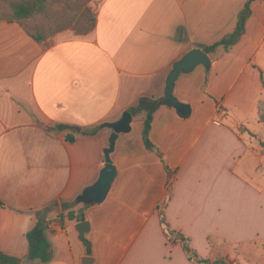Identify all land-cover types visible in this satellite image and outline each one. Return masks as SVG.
<instances>
[{"label":"crops","instance_id":"0c3cea01","mask_svg":"<svg viewBox=\"0 0 264 264\" xmlns=\"http://www.w3.org/2000/svg\"><path fill=\"white\" fill-rule=\"evenodd\" d=\"M247 1L100 0L91 31L42 41L18 22L0 21V250L25 256L37 223L31 211L44 210L52 259L22 264H83L80 221L62 216V203L106 164L112 130L100 125L162 96L174 63L231 33ZM251 7L241 41L209 53L210 68L199 65L176 82L174 94L191 113L162 105L153 114L151 140L173 171L166 217L174 237L159 209L168 173L145 146L142 110L111 155L117 176L106 200L72 207L91 222L93 264H200L184 238L203 257L233 264L246 240L260 239L258 230L245 238V220L259 223L264 201V146L245 132L264 96V0ZM56 124L99 130L75 133L71 143V130L48 128Z\"/></svg>","mask_w":264,"mask_h":264},{"label":"trees","instance_id":"16d2710c","mask_svg":"<svg viewBox=\"0 0 264 264\" xmlns=\"http://www.w3.org/2000/svg\"><path fill=\"white\" fill-rule=\"evenodd\" d=\"M56 0H0V21L6 20L8 22H18L22 25L32 18L37 17L38 15L46 16L48 15V11L50 6ZM254 0H248L245 6L241 9L238 14V20L235 29L224 36L221 40L215 42L212 45L204 46V50L208 53L215 52L218 48L222 47L225 50H229L236 44H238L243 36L246 33L247 22L252 15V2ZM83 20L91 21L90 27L86 29L82 33L91 31L96 24V13L90 9H86L85 12L82 14ZM32 34V33H31ZM36 40L42 41L45 37L38 33L32 34ZM262 82L264 85V79L262 77ZM159 106L152 102H148L145 98H142L136 106H132L128 108L133 116H135L138 112L142 110H146V116L144 119L143 124V139L146 148L149 151L155 152L163 161L165 169L168 173V192L165 199L160 203V215L161 221L164 226V229L168 235H171L172 238L174 237L177 231L172 230L170 224L166 217V208L169 203V200L172 197V184L170 180L173 177V171L169 167L168 163L166 162L162 151L159 147L151 140L150 134L152 129L153 123V114L155 110ZM258 113H259V120L260 122L264 123V100H260L258 105ZM182 115V114H181ZM50 129L56 130H71L67 134V140L71 143L75 142L76 136L75 133H83L88 135H94L98 132L99 127H91V128H81L74 125L69 124H56L55 126H48ZM262 145L264 146V141H262ZM77 203L75 200L72 201H64L62 203L63 210H68L67 214H63L62 216H67L70 220H77L83 221L86 219V216L82 210L80 212L73 210L72 207L75 206ZM0 205L4 206V201L0 198ZM90 205H85V207H89ZM37 217V223L27 232L26 237L29 243V250L25 256H13L7 254L0 250V264H22L24 259H39L42 262H48L52 259V253L50 251L51 243L46 236V229H47V218L44 214V210H34L31 211ZM215 237H209V240H213ZM217 239V238H216ZM214 241V240H213ZM192 240L190 238L183 239L184 249L187 252L190 259L195 260L200 264H228L224 262V258L218 257L215 260H211L210 258L203 257L196 248H194L191 244Z\"/></svg>","mask_w":264,"mask_h":264},{"label":"water","instance_id":"95a60500","mask_svg":"<svg viewBox=\"0 0 264 264\" xmlns=\"http://www.w3.org/2000/svg\"><path fill=\"white\" fill-rule=\"evenodd\" d=\"M203 65L206 68L212 66V59L208 52L200 47L189 50L184 56L177 60L167 76L164 94L159 98H145L148 102L154 101L158 106L166 105L175 108L183 116L191 113V106L181 101L174 94L176 82L182 74L191 73L197 66ZM133 115L129 110H125L116 121L103 122L100 127L112 130L109 137V145L104 149L105 166L100 170L95 182L86 186L75 198L76 203L84 205H96L103 203L116 179L117 166L113 163L112 153L115 151L116 143L121 134L129 133L132 130ZM79 239L86 247V255L83 264H93L92 242L87 238V233L91 230V222L88 219L80 221L76 225ZM176 239H183L182 234H178Z\"/></svg>","mask_w":264,"mask_h":264},{"label":"rangeland","instance_id":"374dc122","mask_svg":"<svg viewBox=\"0 0 264 264\" xmlns=\"http://www.w3.org/2000/svg\"><path fill=\"white\" fill-rule=\"evenodd\" d=\"M100 0H56L49 8L48 15H38L24 23L32 34H42L45 38L59 32L68 31L73 34L82 33L90 27L91 21L83 20V12L90 9L95 12ZM264 100V96L262 97ZM245 125V132L264 141V123L259 115L254 114ZM75 206H83L76 204ZM263 217L259 223L245 220V238L258 230L259 240L245 241V255L239 256L240 262L233 264H264V201L261 203ZM217 237H215L216 239ZM229 261V260H228ZM224 259V262H227Z\"/></svg>","mask_w":264,"mask_h":264}]
</instances>
